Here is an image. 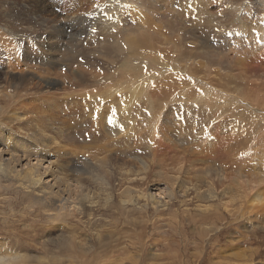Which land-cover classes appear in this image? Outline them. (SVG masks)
<instances>
[{
  "label": "rangeland",
  "instance_id": "rangeland-1",
  "mask_svg": "<svg viewBox=\"0 0 264 264\" xmlns=\"http://www.w3.org/2000/svg\"><path fill=\"white\" fill-rule=\"evenodd\" d=\"M137 1L1 0V34L8 30L19 36L22 30L34 29L46 37L44 50L50 46L45 51L46 55L39 56L40 45L32 39L19 40L8 34L0 38L2 106L4 110H11L14 102L24 103L30 117L37 116L40 111L48 128L45 134L60 144L71 142L80 149L79 154L73 156L76 157L73 161L84 168L93 166L94 173L97 172L91 177L86 169H78L82 183L98 203H104L103 199H106L99 184V155H104L106 148L115 145L114 149L118 150L109 152L111 157L106 159L105 175L115 191L126 186L145 188V181L128 179L141 168L136 159L139 155L153 172L146 186L153 182L162 186L161 195L157 192L160 200L168 201L165 195L168 189L178 188L173 181L178 169L182 168L177 182L184 183L190 192L192 189L203 192L205 196L198 202L200 205L216 203L221 206L227 202L240 214V218L233 222L229 218L217 222V226L225 223L227 228L224 231L226 237L219 243L206 242L201 233L206 226L188 224L193 218L194 222L201 221L199 215L193 208L186 212L185 207L179 209V204L175 203L174 209L178 211L175 219L184 222L182 217L188 216L185 220L186 234L180 237L172 235V238H177L178 249L176 246L174 249L163 247L162 234H157L159 245L151 246L149 255L147 251L145 264H264V0ZM116 10L119 16L111 14ZM112 15L117 24L122 22L119 26L124 28V36L134 47L132 50L109 53L105 49V24L112 20ZM57 25L60 28L53 32L55 43L49 34ZM45 29L50 31L46 33ZM21 44L30 47L22 50ZM42 66L50 68L51 72H46L45 76L48 75V81H57L55 86H34ZM24 74L31 77L32 85L18 83V78ZM29 91H35V94ZM135 91H141L143 100L134 101L132 115L130 113L126 119L127 127L122 126L129 130L128 133L103 135L98 121L90 116V107L99 106L107 95L118 98L115 100L117 103L122 98H130ZM46 92L52 97L48 101L39 98L41 95L45 97L43 93ZM4 94H10L11 100L5 99ZM149 95L153 98L150 99ZM8 101L12 104L10 107ZM151 104L157 105L158 111L155 112ZM157 120L161 124H156ZM153 125L160 126V130L152 129ZM124 138L134 142L126 150ZM114 141H119V144ZM141 142L148 149L141 148ZM56 146L53 143L50 148H42L54 157ZM70 147L68 144L66 149L70 150ZM62 161L63 165L64 162L68 164V161ZM63 172L74 181L76 174L73 176L72 171L64 169ZM6 193L0 194V244L5 241L12 247L16 245V239L24 243L25 251L22 253L27 256L24 264L79 262L80 259L72 261L68 257H59L63 249L70 250L68 243L71 241L64 239L67 233L63 226L58 228L50 221H41L38 218L41 216H36V213L30 215L28 212L33 208H29L27 199H13V193ZM208 194L212 199L207 197ZM113 202L118 205L120 199L113 198ZM116 212L115 209H101L97 212V224L105 225V229H115L120 225L118 231L130 228L124 223L125 218L115 219ZM168 216L164 214L163 217L173 218ZM110 218L114 220L110 222ZM130 218V215L126 216L128 221ZM213 220L216 222L212 218V223ZM55 221L62 223V219ZM43 222L51 232L44 238L34 239L32 236L42 232L40 226ZM232 231L239 234L235 242L229 241ZM77 232L78 246L83 232L81 229ZM48 239L52 240L45 242ZM234 253H238L237 258Z\"/></svg>",
  "mask_w": 264,
  "mask_h": 264
},
{
  "label": "bare ground",
  "instance_id": "bare-ground-1",
  "mask_svg": "<svg viewBox=\"0 0 264 264\" xmlns=\"http://www.w3.org/2000/svg\"><path fill=\"white\" fill-rule=\"evenodd\" d=\"M136 6H137V3H136ZM121 7H124V6H121ZM112 10H114V9H112ZM111 14L119 16L118 10L113 11ZM113 15L111 17L112 20H110L111 22L107 20L108 22L105 24V26H106L105 30L107 31V34L105 35L104 42H103V44L105 45V49L109 53H113L114 51H116V53H119L117 51L124 52L126 50H132L134 47L132 46L131 41L127 40V38L124 36V30H123L124 28L119 26V24L122 22H119L117 24ZM41 23H43V22H41ZM143 25H139V26H143ZM42 26H43V24H42ZM58 28H60V25H57L56 27H54L53 28L54 30H52L49 34L50 37L52 38V41L55 40L54 38L56 36L53 34V32L55 30L57 31ZM47 31H50V30L47 29L46 33H48ZM61 31H62V29H61ZM59 33H60V31H59ZM5 34H8V36L16 37L18 39L19 38L20 39L24 38L25 40L32 39V41H35L36 43H38L40 45L39 48H40L41 54L39 56L46 55L45 51L50 48V46H49V48L44 50L45 45H47L45 42L46 37L43 38L41 32L37 34L36 30L34 31V29L33 30H30V29L22 30L19 33V36H15L14 33L7 30V33H2V34L0 33V38H4L6 36ZM147 36H148V34H147ZM7 38H9V37H7ZM37 38L40 39L39 42H38ZM50 42H51V39H50ZM19 46L21 47L22 50H28L30 47V46L22 45V44ZM52 51H55V50H52ZM49 52H51V51H49ZM52 53L54 54L55 52H52ZM57 58H58V56H57ZM55 59H56V57H55ZM48 61H50V60L48 59ZM56 62L58 63L59 61L56 60ZM30 68H31V66H30ZM49 69L50 68H48V66H44V67L42 66V68L39 69L40 70V74L38 75L39 80L37 83H34V86L40 85V84H41V86H42V84H45L46 86H49V85L55 86L57 84V81H52V80L48 81L47 80L48 75L46 77L45 73L49 72V71L51 72V70H49ZM18 79H19V81L18 80L17 81L21 85L23 83L24 85L27 84L28 86H30V85H32L31 83H33V81L31 80V77L27 76L26 74L20 76ZM12 82L13 81H10V83H12ZM142 87L144 88L145 86H142ZM33 88H35V87H33ZM24 90H26L28 92V89L24 88ZM136 91H137V89H136ZM141 91L136 92L135 94L130 96V98L129 97L122 98L120 100V102L118 101L117 103L115 102V100L118 98L115 99V97L109 96L107 94H106L108 96L107 99L104 98L103 100H101L102 102L99 104V106L95 107L94 105L89 103L90 104L89 106L92 105L90 107V108H92V111L90 110V113H91L90 116L95 121H98V125L100 126L101 131L103 132L102 133L103 135L107 136V134L108 135L110 134L109 136H111L114 133H119V134L128 133L129 130L128 129L126 130L127 126L125 125L127 123L126 119L128 118L127 116L130 115V113L132 112L133 106H135L134 101H136L137 99L143 100V98L141 97V94H142ZM110 92L111 91H109V93ZM30 93L35 94V91L30 92ZM44 93H43V96L46 95L47 98H45L46 96L42 97V95L39 98H41L42 100L44 99L45 101H48L50 98H52L51 96H49V94L47 92L46 93L48 95L44 94ZM115 93L117 94L118 92H116V90H115ZM147 94H148V92H147ZM9 95L4 94L3 97L5 99L11 100V97ZM50 95H52V94H50ZM38 96L39 95H37V97ZM156 96H158V95H156ZM104 97H106V96H104ZM91 98H92V96H91ZM149 98H150V95H149ZM152 98H150V99H152ZM16 99H18V98H16ZM36 100H37V98H36ZM12 101H13V99H12ZM96 101H97V99H96ZM2 102H3V100L0 99V186H1L0 190L2 189V191H0V194H5V192H7L8 194L13 193V197L11 196L13 199L19 198V199H21V201H24L27 199V201L30 202L29 208H33L32 210H30V212H28L30 215H32L33 213L34 214L36 213L35 214L36 216H41V217H38L41 219V221H43V220H46V222L50 221L54 224L55 227H58V228H60L61 226L64 227L63 231L67 233L65 235L64 239L71 241L68 243V245H70V250L65 249V251H66L65 252L63 249V253L60 254L59 257H68V259H71L72 261L73 260L76 261V260L80 259L79 262H76L74 264H118L119 262H120V264H145L144 262L146 259H144V257L146 255L147 251H148V255H149V250L151 249V246L154 247V246L159 245L160 238L158 237L159 235L157 236V234H162L163 238H162L161 243L164 244L163 247H168L171 249L172 248L174 249L175 246H176V248L179 247V245H176L177 238L175 239L172 237L173 236L174 237L175 236L180 237L181 235L186 234V225L187 224L185 223L186 222L185 220L187 219L188 216L182 217V220H184V222H182L181 220L175 219L176 216L178 215L177 209H174V208H176L175 203L179 204L177 208L180 209V207H185L186 212H188L189 210H192V208H193V211H195V214L199 215V218H201V221L194 222L196 220H194V218H193V220H191L192 219L191 218L190 219L191 221L188 224L189 225L199 224V225L206 226L204 228V230H202V232H201L202 237L206 238L205 239L206 242L212 240V241L219 243L222 238L226 237V234L224 233V231L227 229L226 225L224 223L221 226H217V222L219 220H227V218H229V220L231 221V219H232V222H233V220L240 218V216H239L240 214L238 215V212L234 208L228 206L227 202H226L227 204L225 202L221 203V206L216 205V203H215V205H207V204L206 205H202V204L200 205L198 202H200L205 196L203 194V192L198 191L196 189H192V192H190L188 187H186L184 185V183H181V182L178 183L177 182L180 179L179 174L181 173L182 168L178 169L177 174L175 175V178L173 181V183L175 185H177L178 188L177 189L172 188L170 190L168 189V192L165 193L166 198H168V201L166 199L160 200L159 199L160 196L157 192L159 191V193L161 195L160 190H161L162 186H160V183L154 184V182H153V184H147V186H146V183H147V181L150 180L149 178L151 177L153 172H150V168L148 167L149 165L147 164V161H145V159L143 157H140L139 155H137L136 159L140 162L141 168L137 169L138 173L132 174L131 176H129L128 179L133 180V181L138 180V179H140V181H145L144 182L145 186H143L145 188L140 187L139 189H137V186L136 187L126 186L127 184H125V186H126L125 189L121 190V187H119V189H116V191H115V189H112V187H111V183H110L111 180L107 179L105 177L106 171H107L106 159L108 157H111L109 152H111L112 150H118V149H114L115 145L112 146V148H109V149L106 148L104 155H101V154L99 155V157H100L99 158V162H100L99 168H100V173H101L100 174L101 176L99 177V179H100L99 184L102 187L103 194L106 195V199H103L104 203H98V201L96 202L93 199L94 196L92 198V196L90 195L91 191L88 189V187H85V185L82 183L81 176L79 173L80 171H78V169H82V170L86 169L87 170L86 172L89 173L92 177V176H96V174H97V172L94 173V170H93L94 167L89 166L87 168H84L78 163L74 164L73 160L76 157L74 158L73 156L77 155V153L80 151V149L75 147L71 142H67L66 144H60L56 140H54L53 137L45 134V132L48 128H47L46 120H45V118H43L44 115L42 113L40 114V111H39V114L37 116H31L30 117L29 111L28 110L26 111V105H24V103L20 104L19 103L20 101H19L18 102L19 104H17V102L16 103L14 102V108H12L11 110H10V108H9V110H6V109L4 110V108L2 106ZM31 102H33V100ZM89 102H90V100H89ZM151 102H153V101L151 100ZM22 104H23V106H22ZM141 104L138 103V105H141ZM153 104H154V102H153ZM153 104H151V105H153ZM160 104H161V102H160ZM11 105L9 102V107ZM18 105L23 107V109H21L20 106L18 107ZM142 105H144V104H142ZM156 106L157 105H155L153 107L155 112L158 111L156 109L157 108ZM93 107H95V108H93ZM141 107H143V106H141ZM160 109H162V108H160ZM141 110H144V109H141ZM148 110H150V109H148ZM159 111L162 112L163 110L162 111L159 110ZM116 113L119 115V117L124 118V120H120V118L118 117V115ZM156 114H158V113H156ZM131 115H132V113H131ZM152 115H154V114H152ZM137 116H139V115H137ZM136 119H137V117H136ZM159 122L160 121L157 120L156 124H158ZM148 124H150V123H148ZM159 124H161V123H159ZM122 126H126V127H122ZM133 126H135V125L133 124ZM159 127L160 126H157V125L154 126L153 125L152 129L160 130ZM171 129L174 130L173 128H171ZM138 130H139V128H138ZM154 131H157V130H154ZM139 133H140V131H139ZM166 133H167V131H166ZM170 133L173 135L172 132H170ZM94 134L97 135V133H94ZM151 134H153V133L151 132ZM154 134L157 135L156 132ZM168 134H169V132H168ZM128 135H130V134H128ZM142 135H144V134H142ZM181 135H182V133H181ZM151 138H152V136H151ZM153 138L155 139V137H153ZM170 140H171V138H170ZM124 141L127 144L124 147L125 150L130 148L131 143H134V142L130 143L131 140L130 139L127 140L126 138L123 139V143H124ZM141 141H142V139H141ZM174 141L175 140H173V142ZM170 142H172V141H170ZM170 142H168V143H170ZM179 142H181V141L179 140ZM53 143L55 145H57L56 148H54V150H53V152L56 155L54 154V157H51V152L43 149L42 147L50 148L53 145ZM114 143L116 145H118L119 141H117V142L114 141ZM183 143H184V141H183ZM68 144L71 145L70 150L66 149ZM143 144L144 143L141 142L140 146H142ZM156 144H154V145H156ZM121 145H119V146H121ZM150 146H149V148H150L149 150H152V147H150ZM141 148L148 149V146H145V147L142 146ZM141 148H139V149H141ZM62 159L65 161H68V164H65V162H64V165H63ZM63 169H64V171L66 170V172L72 171L73 176L76 174L74 181H73V179H71L68 175H66L63 172ZM85 176H87V175H85ZM126 179H127V177H126ZM122 181H123V179H122ZM84 188L87 191H85ZM207 197L211 198L212 196L210 194H208ZM113 198L120 199V202L118 205L112 204V203H114ZM142 201H144L143 204H141ZM233 204H234V202H233ZM103 208L112 209V211L115 209L117 211L115 219L116 218L120 219L121 217L125 218L124 223H127L126 225L129 224L130 228L127 227V228L122 229V231H118V229L120 230V228H119L120 225L116 226L115 229H109L110 227L105 229V227H104L105 225L104 226L101 224L98 225L97 224L98 220L96 219V217L98 216L97 212L98 211L100 212V210ZM216 210H220L223 212L218 213ZM185 211H183V212L185 213ZM111 213L113 214V212H111ZM172 213H174V214H172ZM228 213L232 214V216L228 215ZM164 214H169L168 217L172 216L173 218L165 219L163 217ZM30 215H28V216L31 217ZM128 215L131 216L129 221L126 219V216H128ZM132 215H134V216L137 215V217L133 218ZM24 217H25V215H24ZM101 218H102V216H101ZM212 218H214L216 220V222L213 220L214 222L212 223L211 222ZM60 219H62L61 224L58 221H55V220H60ZM105 219L107 220V218H105ZM113 220H114V218L113 219L110 218V222ZM133 224H135V225H133ZM123 225H125V224H123ZM123 225H121V226H123ZM164 227L165 228L168 227V228L165 229ZM40 228H43L42 232L38 233V235L35 234L34 236H32V237H34V239H35V237H38L39 239L44 238L47 234H49L51 232V230H48L46 223L42 224L40 226ZM79 229H81V231L83 233H82V239H79V245L77 246L78 242H76L77 240L75 238V236H76L75 233ZM234 232H236V231H234ZM238 235L239 234H237V233L234 234L232 231L230 233V236H229V241L233 242L238 237ZM79 236H80V234H79ZM6 237H7V239L11 240L8 236H6ZM108 239H109V241H108ZM51 240L52 239H48V240H45V242L51 241ZM14 244H16V245H13L12 247L7 245L5 241L0 244V264H24V262L27 261L26 260L27 256L22 253V251L25 249L24 243L19 242L16 239L14 241ZM161 246H162V244H161ZM213 246L215 247V245H213ZM234 246H235V244H234ZM203 252H202V255H203ZM237 255H238V253H234L235 258H237L236 257ZM29 258H30V256H29Z\"/></svg>",
  "mask_w": 264,
  "mask_h": 264
}]
</instances>
